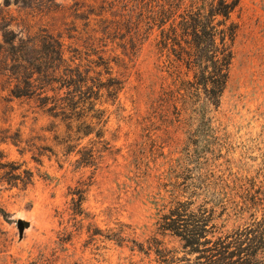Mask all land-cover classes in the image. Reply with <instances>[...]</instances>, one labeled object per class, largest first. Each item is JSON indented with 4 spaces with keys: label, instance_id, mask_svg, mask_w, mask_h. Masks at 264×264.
<instances>
[{
    "label": "rangeland",
    "instance_id": "1",
    "mask_svg": "<svg viewBox=\"0 0 264 264\" xmlns=\"http://www.w3.org/2000/svg\"><path fill=\"white\" fill-rule=\"evenodd\" d=\"M112 1L44 0L25 7L0 0L19 36H26L23 21L31 33L41 28L61 33L66 56L75 49L88 58L98 54L127 64L124 69L114 64V71L125 73L115 99L102 91L95 105L100 111L93 115L105 120L102 137L95 136V128L75 138L71 152L62 142L64 125L47 115L36 97L11 99L0 70V161H16L33 172L24 189L0 182V264H158L139 247L146 249L154 236L150 196L178 157L199 158L218 172L264 182V0H239L231 14L237 29L218 106L188 110L180 120L172 108L151 106L171 82L155 49L158 11L143 6L151 0H122L124 24L152 32L129 59L120 40L109 41L101 32L111 18L106 3ZM18 218L29 222L21 238ZM234 219L229 216L225 229L238 224ZM156 237L162 247L180 248L171 235Z\"/></svg>",
    "mask_w": 264,
    "mask_h": 264
},
{
    "label": "trees",
    "instance_id": "2",
    "mask_svg": "<svg viewBox=\"0 0 264 264\" xmlns=\"http://www.w3.org/2000/svg\"><path fill=\"white\" fill-rule=\"evenodd\" d=\"M2 1L3 5L14 2L25 7L41 6L44 2ZM238 2L144 3V7L149 6L148 11H158L155 49L163 59L162 68H167L171 77V82L152 101L154 111L172 108L175 118L180 120L188 110L195 114L208 103L218 106L233 57L237 25L231 14ZM121 9L122 0L106 3L111 18L106 19V28L101 32L109 41L120 40L124 54L131 59L152 32L150 28L144 31L128 28ZM157 16L151 18L156 21ZM14 20L0 10V70L6 76L9 97H36L44 112L64 125L66 135L62 142L69 144V152L75 147L71 143L75 138L85 137L95 132V128L98 129L95 136L101 138L105 120L93 115L100 111L95 105L102 91L115 99L123 88L125 73L114 71V64L124 69L126 62L123 58H104L98 54L96 58H88L75 49L68 50L70 55L66 56L61 33L54 34L47 28L31 33L30 26L22 21L23 29H27L22 37L10 27ZM203 121L201 116L199 124ZM7 166L9 170H3ZM20 168L16 161H0V182L26 188L33 182V172ZM218 171L216 166L199 158H176L150 196L155 210L154 236L147 241L146 249L141 246L139 250L153 253L158 264H264V208L261 209L264 182ZM218 210L221 211L216 214ZM231 215L238 224L225 229ZM156 234L177 238L180 248L162 247Z\"/></svg>",
    "mask_w": 264,
    "mask_h": 264
},
{
    "label": "water",
    "instance_id": "3",
    "mask_svg": "<svg viewBox=\"0 0 264 264\" xmlns=\"http://www.w3.org/2000/svg\"><path fill=\"white\" fill-rule=\"evenodd\" d=\"M19 238L23 236L24 229L29 227V222L24 219L18 218L16 221Z\"/></svg>",
    "mask_w": 264,
    "mask_h": 264
}]
</instances>
